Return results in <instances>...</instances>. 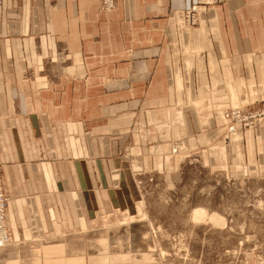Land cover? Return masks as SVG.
<instances>
[{"label":"crops","instance_id":"crops-1","mask_svg":"<svg viewBox=\"0 0 264 264\" xmlns=\"http://www.w3.org/2000/svg\"><path fill=\"white\" fill-rule=\"evenodd\" d=\"M188 1L190 27L186 0H114L110 11L98 0H0V168L14 241L134 208L136 171L171 177L194 145L204 158H240V127L221 128L219 112L264 101V0ZM263 123L244 133L258 168Z\"/></svg>","mask_w":264,"mask_h":264},{"label":"rangeland","instance_id":"rangeland-1","mask_svg":"<svg viewBox=\"0 0 264 264\" xmlns=\"http://www.w3.org/2000/svg\"><path fill=\"white\" fill-rule=\"evenodd\" d=\"M98 3L100 11L115 6L114 0ZM219 114L221 128L240 127L242 150L234 165L229 150V158H204L205 147L194 145L171 177L155 168L136 171L134 208L97 213L57 236H9L0 243V264H264V168L248 160L244 138L255 119H264V101L229 105ZM0 174L2 182V168Z\"/></svg>","mask_w":264,"mask_h":264},{"label":"bare ground","instance_id":"bare-ground-1","mask_svg":"<svg viewBox=\"0 0 264 264\" xmlns=\"http://www.w3.org/2000/svg\"><path fill=\"white\" fill-rule=\"evenodd\" d=\"M187 2H189L188 0H186V3ZM189 4H190V2H189ZM186 6V5H185ZM184 10L183 11H185V7L183 8ZM194 12V11H193ZM193 15H194V23L193 24H190L187 20H186V23L185 24H187V25H194L195 23H196V16H195V14L193 13ZM183 16H185V15H183ZM1 175V174H0ZM0 187H1V189L2 188H4V185L2 184V182H1V176H0ZM4 197H5V204L3 205V207H2V213H3V219H0V243L2 242V243H4V241H8V239H9V232H8V230H7V223H6V206H7V200H6V193L4 194ZM0 211H1V209H0ZM0 214H1V212H0Z\"/></svg>","mask_w":264,"mask_h":264},{"label":"built area","instance_id":"built-area-1","mask_svg":"<svg viewBox=\"0 0 264 264\" xmlns=\"http://www.w3.org/2000/svg\"><path fill=\"white\" fill-rule=\"evenodd\" d=\"M194 6L195 5L193 3L189 4V2H187L186 6H185V12H184L185 19L190 24H193L195 22L193 19L194 18V15H193ZM237 113H236V115H237ZM4 204H5L4 191H3V188L1 189V187H0V209H1L0 219H3L2 207Z\"/></svg>","mask_w":264,"mask_h":264}]
</instances>
